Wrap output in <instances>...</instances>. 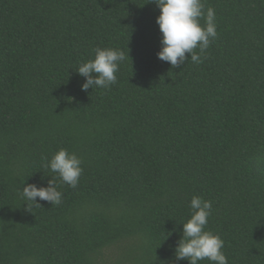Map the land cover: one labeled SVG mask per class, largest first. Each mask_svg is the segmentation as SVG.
<instances>
[{
    "label": "trees",
    "instance_id": "16d2710c",
    "mask_svg": "<svg viewBox=\"0 0 264 264\" xmlns=\"http://www.w3.org/2000/svg\"><path fill=\"white\" fill-rule=\"evenodd\" d=\"M203 3L217 38L173 68L152 0H0V264H189L174 250L193 196L227 264H264V0ZM96 47L125 60L83 91ZM61 148L76 188L44 167ZM51 177L62 203L27 205L19 190Z\"/></svg>",
    "mask_w": 264,
    "mask_h": 264
},
{
    "label": "clouds",
    "instance_id": "9594fccd",
    "mask_svg": "<svg viewBox=\"0 0 264 264\" xmlns=\"http://www.w3.org/2000/svg\"><path fill=\"white\" fill-rule=\"evenodd\" d=\"M159 9L155 22L158 25L160 50L156 56L173 68L184 64L190 57L194 63L202 62V56L211 42L217 38L216 14L203 0H152ZM204 23L201 24L200 21ZM199 50L198 52L196 50ZM94 58L79 64L77 72L85 77L81 90L94 87L108 89L117 83L119 64L125 60L123 51L96 47ZM186 53L188 56H186ZM129 58V56H128ZM44 167L50 169L59 180L76 188L82 174V160L74 152L61 148L51 158H45ZM27 205L35 204L37 198L51 205L62 203V193L58 191L56 178L51 177L48 185L26 184L19 190ZM191 215L183 222L182 237L177 241L175 257L187 260L189 264H199L208 260L209 264H227L223 253L224 241L211 231L205 230L212 211V202L200 196H193L189 203Z\"/></svg>",
    "mask_w": 264,
    "mask_h": 264
},
{
    "label": "rangeland",
    "instance_id": "374dc122",
    "mask_svg": "<svg viewBox=\"0 0 264 264\" xmlns=\"http://www.w3.org/2000/svg\"><path fill=\"white\" fill-rule=\"evenodd\" d=\"M117 255L115 254L114 258L116 257Z\"/></svg>",
    "mask_w": 264,
    "mask_h": 264
}]
</instances>
